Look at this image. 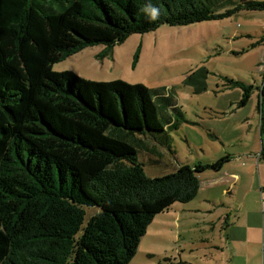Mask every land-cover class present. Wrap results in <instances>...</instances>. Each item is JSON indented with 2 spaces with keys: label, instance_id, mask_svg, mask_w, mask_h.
Masks as SVG:
<instances>
[{
  "label": "trees",
  "instance_id": "1",
  "mask_svg": "<svg viewBox=\"0 0 264 264\" xmlns=\"http://www.w3.org/2000/svg\"><path fill=\"white\" fill-rule=\"evenodd\" d=\"M220 2L0 0V264H129L156 217L145 207L198 197L201 180L190 166L158 177L146 172L161 164L168 131L186 122L174 88L96 82L54 65L88 47L108 52L165 24L264 11L262 0L224 11ZM208 75L201 67L184 83L201 94ZM225 81L242 90L238 107L245 106L254 86ZM258 90L264 160V83ZM98 205L142 210L87 219L86 208Z\"/></svg>",
  "mask_w": 264,
  "mask_h": 264
},
{
  "label": "rangeland",
  "instance_id": "2",
  "mask_svg": "<svg viewBox=\"0 0 264 264\" xmlns=\"http://www.w3.org/2000/svg\"><path fill=\"white\" fill-rule=\"evenodd\" d=\"M240 1L221 0L217 8L224 11ZM263 37L264 11H242L222 20L183 26L165 24L149 33L134 34L108 52L103 45L88 47L55 64L54 70L71 71L96 82L125 81L151 88H174L186 122L168 131V144L160 146L161 164L147 166L146 172L158 177L190 166L204 180L222 174L228 164L241 174L244 164L250 162L248 155L262 150L257 104L258 88L264 83ZM140 45L139 60L133 68ZM201 67L209 71L208 90L195 94L184 82ZM226 77L254 86L245 106L238 107L242 90L228 88ZM227 157L232 159L226 161ZM256 179L250 180L252 186ZM204 189L189 204L167 199L160 206L145 207L156 212V217L129 264H220L225 253L212 245L223 236L226 221L235 218L230 208L234 209V199L238 203L248 194L247 185L234 188L227 184L215 189L214 197L206 196ZM105 210L142 207L98 205L86 208L87 219Z\"/></svg>",
  "mask_w": 264,
  "mask_h": 264
},
{
  "label": "crops",
  "instance_id": "3",
  "mask_svg": "<svg viewBox=\"0 0 264 264\" xmlns=\"http://www.w3.org/2000/svg\"><path fill=\"white\" fill-rule=\"evenodd\" d=\"M248 157H251L250 162L244 164L241 174L233 171L228 164L220 175L204 180L199 175L200 191L205 188L206 196L214 197L217 194L215 189L225 188L227 184L234 188L247 185L248 194L243 196L242 201L238 199V203L234 199V209L230 208V213H233L235 218L226 221V226L221 231L223 236L212 245L226 254H222L220 264H264V160H261V152ZM231 159L232 157H227L225 160ZM255 176L256 184L252 186L250 180ZM251 193L254 194L252 203L249 201Z\"/></svg>",
  "mask_w": 264,
  "mask_h": 264
},
{
  "label": "clouds",
  "instance_id": "4",
  "mask_svg": "<svg viewBox=\"0 0 264 264\" xmlns=\"http://www.w3.org/2000/svg\"><path fill=\"white\" fill-rule=\"evenodd\" d=\"M157 11H158V10L155 9V8L152 10V17H153V18H155V16L157 15Z\"/></svg>",
  "mask_w": 264,
  "mask_h": 264
}]
</instances>
